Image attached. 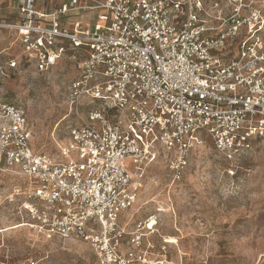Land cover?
<instances>
[{
    "label": "built area",
    "instance_id": "built-area-1",
    "mask_svg": "<svg viewBox=\"0 0 264 264\" xmlns=\"http://www.w3.org/2000/svg\"><path fill=\"white\" fill-rule=\"evenodd\" d=\"M58 1H11L0 30L20 51L6 66L43 72L67 55L79 123L54 159L32 149L25 110L0 98V171L23 180L22 209L47 239L84 242L96 264H165L121 217L160 153L179 183L202 135L228 162L264 137V0ZM83 13L91 22H68Z\"/></svg>",
    "mask_w": 264,
    "mask_h": 264
},
{
    "label": "rangeland",
    "instance_id": "rangeland-1",
    "mask_svg": "<svg viewBox=\"0 0 264 264\" xmlns=\"http://www.w3.org/2000/svg\"><path fill=\"white\" fill-rule=\"evenodd\" d=\"M11 1L0 0V20L12 19ZM19 51L16 35L0 30V98L25 110L32 149L61 159L60 148L79 123L67 95L75 64L66 55L43 72L33 65L9 70L6 62ZM89 107L82 105L79 115L86 117ZM201 138L181 182L171 181L163 153L145 166L136 202L121 223L129 231L144 226L145 246L165 264H264V137L234 162ZM122 165L133 172L130 161ZM23 187L21 178L0 171V264H96L84 242L47 239L29 226Z\"/></svg>",
    "mask_w": 264,
    "mask_h": 264
},
{
    "label": "crops",
    "instance_id": "crops-1",
    "mask_svg": "<svg viewBox=\"0 0 264 264\" xmlns=\"http://www.w3.org/2000/svg\"><path fill=\"white\" fill-rule=\"evenodd\" d=\"M59 3L58 0H36L37 8L46 7V9L51 10L54 6H56ZM10 5V4H9ZM11 13V11H10ZM89 14L83 13L80 16L70 17L68 19V22L71 24L75 21H83L87 22L92 20V17H89Z\"/></svg>",
    "mask_w": 264,
    "mask_h": 264
},
{
    "label": "bare ground",
    "instance_id": "bare-ground-1",
    "mask_svg": "<svg viewBox=\"0 0 264 264\" xmlns=\"http://www.w3.org/2000/svg\"><path fill=\"white\" fill-rule=\"evenodd\" d=\"M154 223H155V222H151L150 224L153 225ZM149 227H151V226H149Z\"/></svg>",
    "mask_w": 264,
    "mask_h": 264
}]
</instances>
